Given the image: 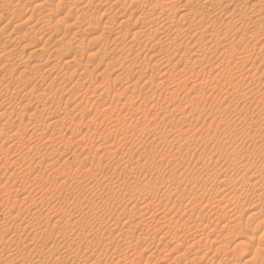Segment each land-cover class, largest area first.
Masks as SVG:
<instances>
[{
  "label": "rangeland",
  "instance_id": "rangeland-1",
  "mask_svg": "<svg viewBox=\"0 0 264 264\" xmlns=\"http://www.w3.org/2000/svg\"><path fill=\"white\" fill-rule=\"evenodd\" d=\"M169 1L0 0V264H264V0Z\"/></svg>",
  "mask_w": 264,
  "mask_h": 264
},
{
  "label": "bare ground",
  "instance_id": "bare-ground-1",
  "mask_svg": "<svg viewBox=\"0 0 264 264\" xmlns=\"http://www.w3.org/2000/svg\"><path fill=\"white\" fill-rule=\"evenodd\" d=\"M91 1H92V0H91ZM106 1H107V0H106ZM175 1H178V0H171V1H169V2H165V3H164V2H162V3H156V2H155L156 4H155L154 6H155L156 8H159V9H160L159 12L163 13V12L165 11V9H166V11L168 10L167 7H169V8L171 7V8H172V7H173L172 5L175 3ZM88 2H90V1H88ZM94 2H95V0H94ZM98 2H99V1H98ZM150 2H151V1H150ZM150 2H149V3H150ZM186 2H187V0H186ZM85 3H87V2H84V4H85ZM90 3H91V2H90ZM90 3H89V4H90ZM105 3H106V2H105ZM113 3H114V2H113ZM123 3H124V2H123ZM129 3H130V2H129ZM258 3H259V2H258ZM97 4H98V3H97ZM101 4H102V5H105V4L102 3V2H101ZM110 4H111V3H110ZM114 4H115V3H114ZM150 4H152V3H150ZM175 4H176V3H175ZM204 4H205V3H204ZM86 5H87V4H85V6H86ZM92 5H93V3H92ZM124 5H125V4H124ZM148 5H149V4H148ZM187 5H188V4H187ZM192 5H193V4H192ZM83 6H84V5H83ZM89 6H91V5H89ZM94 6H95V5H94ZM96 6H97V5H96ZM96 6H95V7H96ZM152 6H153V4H152ZM252 6H255V5H252ZM55 7H56V6H55ZM100 7H102V6L100 5ZM100 7H99V8H100ZM155 7H154V8H155ZM255 7H256V6H255ZM255 7H254V9H255ZM76 8H78V7H76ZM87 8H88V7H87ZM149 8H151V6H150ZM207 8H208V7H207ZM251 8L253 9V7H251ZM47 9H48V8H47ZM119 9H120V8H119ZM183 9H184V8H183ZM76 10H77V9H76ZM81 10H82V9H81ZM142 10H143V9H142ZM147 10H148V9H147ZM151 10H152V9H151ZM153 10H155V9H153ZM208 10H209V9H208ZM115 11H116V10H115ZM166 11H165V12H166ZM231 11H232V10H231ZM81 12H82V11H81ZM86 12H87V11H86ZM152 12H153V11H152ZM206 12H207V11H206ZM254 12H255V11H254ZM119 13H121V12H119ZM119 13H118V14H119ZM140 13H141V12H140ZM145 13H146V12H145ZM161 13H160L159 15H161ZM180 13H181V12H180ZM215 13H216V12H215ZM257 13H258V12H257ZM91 14H92V13H91ZM91 14H90V15H91ZM104 14H105V13H104ZM106 14H108V13H106ZM132 14H133V13H131V15H132ZM148 14H149V13H148ZM152 14H153V13H152ZM155 14H156V13H155ZM157 14H158V13H157ZM163 14H164V13H163ZM227 14H228V13H227ZM90 15H89V16H90ZM101 15H102V14H101ZM116 15H117V13H116ZM119 15H120V14H119ZM143 15H144V14H143ZM168 15H169V14H168ZM189 15H190V14H188V12H186L185 10H183L182 13H181V16H180V20L183 19V22H184V20L187 19V16H189ZM219 15H220V14H219ZM233 15H234V14H233ZM235 15H236V14H235ZM81 16H82V15H81ZM113 16H114V15H113ZM129 16H130V15H129ZM144 16H145V15H144ZM149 16H151V15H149ZM161 16H162V15H161ZM166 16H167V15H166ZM138 17H140V16H138ZM158 17H159V16H158ZM168 17H169V16H168ZM171 17H172V16H171ZM204 17H205V16H204ZM232 17H233V16H232ZM248 17H249V16H248ZM27 18H28V17H27ZM65 18H66V17H65ZM80 18H81V17H80ZM91 18H92V17H91ZM115 18H116V17H115ZM165 18H166V17H165ZM200 18H201V17H200ZM200 18H199V19H200ZM217 18H218V17H217ZM94 19H95V18H94ZM96 19H97V18H96ZM96 19H95V20H96ZM109 19H110V18H109ZM129 19H130V18H129ZM152 19H153V18H152ZM208 19H209V18H208ZM230 19H231V18H230ZM49 20H50V19H49ZM76 20H77V19H76ZM113 20H114V19H113ZM135 20H136V19H135ZM137 20L139 21V19H137ZM191 20H192V19H191ZM196 20H197V19H196ZM202 20H203V19H202ZM74 21H75V20H74ZM84 21H85V20H84ZM126 21H127V20H126ZM147 21H148V20H147ZM159 21H160V20H159ZM176 21H177V20H176ZM193 21H194V20H193ZM215 21H216V20H215ZM123 22H124V21H123ZM169 22H170V21H169ZM172 22H173V21H172ZM178 22H179V20H178ZM196 22H197V21H196ZM220 22H221V21H220ZM242 22H244V21H242ZM48 23H49V22H48ZM80 23H82V22H80ZM154 23H155V22H154ZM156 23H157V22H156ZM156 23H155V24H156ZM165 23H166V22H165ZM46 24H47V23H46ZM90 24H92V22H90ZM95 24H96V22H95ZM100 24H101V23H100ZM107 24H108V23H107ZM124 24H125V23H124ZM152 24H153V23H152ZM171 24H172V23H171ZM200 24H201V23H200ZM207 24H208V23H207ZM241 24H242V23H241ZM241 24H240V25H241ZM49 25H50V24H49ZM75 25H76V24H75ZM96 25H97V24H96ZM122 25H123V24H122ZM133 25H134V24H133ZM148 25H149V24H148ZM231 25H233V24H231ZM30 26H31V25H30ZM30 26H29V27H30ZM65 26H66V25H65ZM67 26H68V25H67ZM94 26H95V25H94ZM160 26H161V25H160ZM167 26H168V25H167ZM192 26H193V25H192ZM223 26H224V25H223ZM246 26H247V25H246ZM47 27H48V26H47ZM47 27H46V28H47ZM76 27H77V26H76ZM95 27H96V26H95ZM98 27H99V25H98ZM156 27H157V26H156ZM178 27H179V26H178ZM48 28H49V27H48ZM48 28H47V30L50 29V28H49V29H48ZM169 28L171 29V26H170ZM203 28H204V27H203ZM153 29H154V28H153ZM155 29H156V28H155ZM191 29H193V28H191ZM191 29H190V30H191ZM40 30H41V29H40ZM93 30H94V29H93ZM127 30H128V29H127ZM158 30H159V29H158ZM174 30H175V29H174ZM229 30H231V29L229 28ZM76 31H77V30H76ZM139 31H140V30H139ZM142 31H144V30H142ZM154 31H155V30H154ZM154 31H153V32H154ZM168 31H169V30H168ZM79 32H80V31H79ZM92 32H93V31H92ZM119 32H120V31H119ZM136 32H138V31H136ZM160 32H161V31H160ZM171 32H173V31H171ZM171 32H170V33H171ZM174 32H176V31H174ZM215 32H216V31H215ZM43 33H44V32H43ZM50 33H51V32H50ZM74 33H76V32H74ZM110 33H111V32H110ZM127 33H128V32H127ZM139 33H140V32H139ZM148 33H149V31H148ZM166 33H167V32H166ZM72 34H73V33H72ZM135 34H137V33H134V35H135ZM154 34H155V32H154ZM154 34H153V35H154ZM172 34H173V33H172ZM178 34H179V33H178ZM192 34H193V33H192ZM22 35H23V33H22ZM49 35H50V34H49ZM73 35H74V34H73ZM75 35H76V34H75ZM120 35H121V34H120ZM142 35H144V34H142ZM168 35H169V34H168ZM122 36H123V35H122ZM160 36H161V35H160ZM190 36H192V35H190ZM213 36H215V35H213ZM50 37H51V35H50ZM124 37H125V36H124ZM149 37H150V36H149ZM153 37H154V36H153ZM215 37H216V36H215ZM134 38H138V37H134ZM150 38H151V37H150ZM196 38H197V37H196ZM30 39H31V38H30ZM76 39H77V38H76ZM115 39H116V38H115ZM174 39H175V38H174ZM120 40H121V39H120ZM131 40H132V39H131ZM135 40H136V39H135ZM171 40H173V39H171ZM177 40H179V39H177ZM46 41H47V40H46ZM112 41H114V39H113ZM38 42H39V41H38ZM103 42H104V41H103ZM124 43H125V42H124ZM133 43H134V42H133ZM153 43H154V42H153ZM137 44H138V43H137ZM157 44H158V43H157ZM194 44H195V43H194ZM216 44H217V43H216ZM116 45H117V44H116ZM124 45H125V44H124ZM168 45H169V44H168ZM184 45H185V44H184ZM217 45H218V44H217ZM105 46H106V45H105ZM129 46H130V45H129ZM160 46H161V45H160ZM178 46H179V45H178ZM154 47H155V46H154ZM174 47H175V46H174ZM183 47H184V46H183ZM54 48H55V47H54ZM107 48H108V47H107ZM112 48H113V47H112ZM112 48H111V49H112ZM149 48H150V47H149ZM260 48H261V47H260ZM174 49H175V48H174ZM109 50H110V49H109ZM148 50H149V49H148ZM114 51H115V49H114ZM141 51H142V49H141ZM262 51H263V50H262ZM6 52H7V51H6ZM137 52H138V51H137ZM184 52H185V51H184ZM263 52H264V51H263ZM101 53H102V52H101ZM111 53H112V52H111ZM127 53H128V52H127ZM182 53H183V52H182ZM138 54H139V53H138ZM174 54H175V52H174ZM183 54H184V53H183ZM155 55H157V54H155ZM189 55H190V54H189ZM29 56H30V55H29ZM135 56H136V54H135ZM137 56H138V55H137ZM57 57H58V56H57ZM123 57H124V56H123ZM127 57H128V56H127ZM134 58H136V57H134ZM179 58H180V57H179ZM181 58H182V57H181ZM51 59H52V58H51ZM126 59H127V58H126ZM256 59H257V58H256ZM120 60H121V59H120ZM48 61H49V60H48ZM125 61H127V60H125ZM158 61H159V60H158ZM158 61H157V62H158ZM186 61H187V60H186ZM237 61H238V60H237ZM237 61H236V62H237ZM247 61H248V59H247ZM247 61H246V62H247ZM260 61H261V59H260ZM119 62H120V61H119ZM121 62H122V61H121ZM123 62H124V61H123ZM129 62H131V61H129ZM129 62H128V63H129ZM132 62H133V60H132ZM246 62H245L244 64H246ZM106 63H107V62H106ZM133 63H134V62H133ZM173 63H174V62H173ZM249 63H250V62H249ZM252 63H253V62H252ZM9 64H10V63H9ZM121 64H122V63H121ZM198 64H199V63H198ZM220 64H221V63H220ZM3 65H4V64H3ZM98 65H99V64H98ZM106 65H107V64H106ZM223 65H224V64H223ZM247 65H248V64H247ZM192 66H193V65H192ZM242 66H243V65H242ZM250 66H252V65L250 64ZM7 67H8V66H7ZM54 67H56V66H54ZM105 67H107V66H105ZM123 67H124V66H123ZM130 67H131V66H130ZM183 67H184V66H183ZM222 67H223V66H222ZM226 67H227V66H226ZM239 67H240V66H239ZM52 68H53V67H52ZM121 68H122V67H121ZM191 68H192V67H191ZM220 68H221V66H220ZM254 68H255V67H254ZM30 69H31V68H30ZM108 69H109V68H108ZM183 69H184V68H183ZM27 70H28V69H27ZM50 70H51V69H50ZM203 70H204V69H203ZM136 72H137V71H136ZM144 72H145V71H144ZM164 72H165V71H164ZM217 72H218V71H217ZM184 73H185V72H184ZM199 73H200V72H199ZM208 73H209V72H208ZM251 73H252V72H251ZM22 74H23V73H22ZM163 74H164V73H163ZM261 74H262V73H261ZM190 75H191V73H190ZM118 76H119V75H118ZM195 76H197V75H195ZM138 77H139V76H138ZM224 77H225V76H224ZM117 78H118V77H117ZM53 80H54V79H53ZM163 80H164V79H163ZM223 80H224V79H223ZM201 81H202V80H201ZM248 82H249V81H248ZM263 82H264V81H263ZM90 83H91V82H90ZM198 83H199V82H198ZM80 84H81V83H80ZM159 84H160V83H159ZM183 84H184V83H183ZM74 85H75V83H74ZM158 86H159V85H158ZM76 87H78V86H76ZM203 87H204V86H203ZM213 87H214V86H213ZM227 88H228V87H227ZM250 88H251V87H250ZM189 89H190V88H189ZM257 89H258V88H257ZM260 90H261V89H260ZM173 92H174V91H173ZM233 92H234V91H233ZM171 93H172V92H171ZM201 95H202V94H201ZM251 95H252V94H251ZM120 98H121V97H120ZM195 98H196V97H195ZM261 102H262V101H261ZM116 103H117V102H116ZM122 103H124V102H122ZM127 105H128V104H127ZM247 105H248V104H247ZM121 106H122V105H121ZM176 107H177V106H176ZM241 107H242V106H241ZM243 108H244V107H243ZM138 110H139V109H138ZM146 111H147V110H146ZM222 112H223V111H222ZM120 116H121V115H120ZM140 116H141V115H140ZM164 116H165V115H164ZM177 120H178V119H177ZM52 126H53V125H52ZM126 126H127V125H126ZM40 137H41V135H40ZM64 149H65V148H64ZM65 150H66V149H65ZM65 152H66V151H65ZM96 153H97V152H96ZM107 153H108V152H107ZM56 156H57V155H56ZM40 164H41V163H40ZM46 164H47V163H46ZM48 165H49V164H48ZM44 167H45V166H44ZM50 168H51V167H50ZM45 169H46V168H45ZM29 170H30V169H29ZM51 174H52V173H51ZM52 176H53V175H51V177H52ZM66 176H68V175H66ZM85 176H87V175H85ZM15 177H16V176H15ZM51 177H50V178H51ZM54 180H55V179H54ZM61 181H62V180H61ZM61 183H62V182H61ZM64 187H65V186H64ZM20 188H21V187H20ZM37 188H38V187H37ZM21 191H22V190H21ZM23 199H24V198H23ZM24 200H25V199H24ZM22 201H23V200H22ZM33 201H34V200H33ZM11 204H13V203H11ZM79 205H80V204H79ZM51 207H52V206H51ZM53 208H54V207H53ZM53 208H52V209H53ZM49 209H50V208H49ZM87 209H88V208H87ZM140 213H141V212H140ZM46 214H47V213H46ZM141 215H142V214H141ZM33 216H34V215H33ZM71 216H72V215H71ZM139 216H140V215H139ZM10 217H13V216H10ZM14 217H15V216H14ZM23 217H24V216H23ZM23 217H22V218H23ZM45 217H46V216H45ZM150 217H151V216H150ZM29 218H30V217H29ZM43 218H44V217H43ZM158 218H161V217H158ZM220 218H221V217H220ZM17 220H18V219H17ZM35 221H37V220L35 219ZM40 221H41V220H40ZM40 221H38V222H40ZM22 223H23V222H22ZM41 223H42V222H41ZM128 223H129V222H128ZM45 224H46V223H45ZM130 224H131V223H130ZM21 225H22V224H21ZM38 226H39V225H38ZM38 226H37V228H39ZM40 226H41V225H40ZM142 226H143V225H142ZM27 227H28V226H27ZM27 227H26V228H27ZM121 227H123V226H121ZM148 227H149V226H148ZM37 228H35V229H37ZM45 228H46V227H45ZM48 228H49V227H48ZM48 228H46V229H48ZM23 229H24V228H23ZM35 229H34V230H35ZM42 229H43V228H42ZM127 229H128V228H127ZM38 230H39V229H38ZM52 230H53V229H52ZM22 231H23V230H22ZM24 231H25V229H24ZM155 231H156V230H155ZM151 232H152V231H151ZM151 232H149V233L151 234ZM165 232H167V231H165ZM152 233H153V232H152ZM156 233H157V232H156ZM169 233H170V232H169ZM171 233H172V232H171ZM212 233H213V232H212ZM2 234H3V233H2ZM175 234H176V232H175ZM25 235H26V234H25ZM27 235H28V233H27ZM153 235H154V234H153ZM172 235H173V234H172ZM172 235H171V236H172ZM19 236H20V235H19ZM32 236H33V235H32ZM151 236H152V235H151ZM155 236H157V235H155ZM161 236H162V235H161ZM20 237H21V236H20ZM149 237H150V236H149ZM172 237H173V236H172ZM193 237H194V236H193ZM152 238H153V237H152ZM154 239H155V238H154ZM160 239H162V238H160ZM178 239H179V238H178ZM192 239H193V238H192ZM197 239H198V238H197ZM208 239H209V238H208ZM213 239H214V238H213ZM221 239H222V238H221ZM5 240H6V239H5ZM19 240H20V239H19ZM149 240H151V239H149ZM149 240H148V241H149ZM167 240H168V239H167ZM180 240H181V238H180ZM182 240H183V239H182ZM22 241H23V240H22ZM123 241H124V240H123ZM148 241H147V242H148ZM157 241H158V240H157ZM185 241H187V240H185ZM198 241H199V240H198ZM23 242H24V241H23ZM150 242H151V241H150ZM150 242H149L148 244H150ZM152 242H153V239H152ZM152 242H151V243H152ZM170 242H171V241H170ZM195 242H196V241H195ZM175 243H176V242H175ZM187 243H188V242H187ZM191 243H193V242H191ZM197 243H198V242H197ZM121 244H122V243H121ZM157 245H158V244H157ZM175 245H176V244H175ZM180 245H181V244H180ZM189 245H190L191 247L193 246V244L191 245L190 243H189ZM129 246H130V245H129ZM148 246L150 247V245H148ZM158 246H159V245H158ZM151 247H152V246H151ZM151 247H150V248H151ZM188 247H189V246H188ZM146 248H147V247H146ZM150 248H149V249L147 248V250L149 251ZM174 248H176V246H175ZM177 248H178V247H177ZM192 248H195V247H192ZM127 249H128V248H127ZM171 249H172V248H171ZM186 249H188V248H186ZM224 249H225V248H224ZM238 249H239V248H238ZM147 250L144 251V252H148ZM152 250L154 251V249H152ZM172 250H173V249H172ZM134 251H135V250H134ZM159 251H160V250H159ZM166 251H167V250H166ZM179 251H180V250H179ZM217 251H219V250H217ZM150 252H151V251H150ZM180 252H181V251H180ZM183 252H184V250H183ZM194 252H195V251H194ZM204 252H205V251H204ZM223 252H224V251H223ZM226 252H227V251H226ZM136 253H137V252H136ZM151 253H152V252H151ZM153 253H154V252H153ZM152 255H153V254H152ZM152 255H151V256H152ZM156 255H157V254H156ZM181 255H182V254H181ZM36 256H37V255H36ZM122 256H123V255H122ZM164 256H165V255H164ZM166 256H167V255H166ZM157 257H158V255H157ZM159 259H160V258H159ZM177 259H178V258H177ZM172 260H173V259H172ZM133 261H134V260H133ZM137 261H138V260H137ZM177 261H178V260H177ZM135 262H136V261H135ZM135 262H134V263H135ZM173 262H175V261H173Z\"/></svg>",
  "mask_w": 264,
  "mask_h": 264
}]
</instances>
